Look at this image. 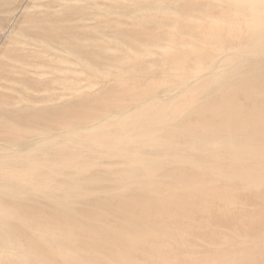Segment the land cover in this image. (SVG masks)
Returning <instances> with one entry per match:
<instances>
[{
	"label": "rangeland",
	"instance_id": "rangeland-1",
	"mask_svg": "<svg viewBox=\"0 0 264 264\" xmlns=\"http://www.w3.org/2000/svg\"><path fill=\"white\" fill-rule=\"evenodd\" d=\"M0 264H264V0H0Z\"/></svg>",
	"mask_w": 264,
	"mask_h": 264
},
{
	"label": "bare ground",
	"instance_id": "bare-ground-1",
	"mask_svg": "<svg viewBox=\"0 0 264 264\" xmlns=\"http://www.w3.org/2000/svg\"><path fill=\"white\" fill-rule=\"evenodd\" d=\"M174 144V143H173ZM153 166V165H152Z\"/></svg>",
	"mask_w": 264,
	"mask_h": 264
}]
</instances>
